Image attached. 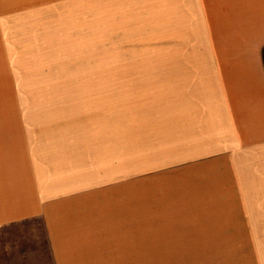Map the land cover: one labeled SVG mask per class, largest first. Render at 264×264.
Instances as JSON below:
<instances>
[{
	"label": "rangeland",
	"instance_id": "obj_1",
	"mask_svg": "<svg viewBox=\"0 0 264 264\" xmlns=\"http://www.w3.org/2000/svg\"><path fill=\"white\" fill-rule=\"evenodd\" d=\"M24 1L0 11L19 55L15 73L1 68L0 131L31 134L32 157L46 148L69 195L109 198L97 228L115 232L123 212L111 263L264 264V138L248 137L264 132L234 140L200 122L201 44L172 25L185 12L170 0ZM22 224L0 230V264H55L45 220Z\"/></svg>",
	"mask_w": 264,
	"mask_h": 264
},
{
	"label": "crops",
	"instance_id": "obj_2",
	"mask_svg": "<svg viewBox=\"0 0 264 264\" xmlns=\"http://www.w3.org/2000/svg\"><path fill=\"white\" fill-rule=\"evenodd\" d=\"M24 2L0 0V11L19 10ZM170 5L174 17L183 10L189 20L187 24L173 21L174 36L177 26H182L178 35L183 39L178 41H188L190 36L191 43L201 44L191 56L200 63L191 75V85L198 88L192 99L207 110L200 122L210 123L208 130L228 131L226 137L234 140L246 137L245 132H264V0H170ZM2 18L0 72L3 68L12 74L11 63L15 65L19 56L17 39L3 26ZM27 135L31 134L0 131V230L39 218L45 220L50 234L55 264H98L97 258L112 264L113 258L123 259V212L114 213L119 229L113 234L97 228L106 216L97 213L95 205L107 204L109 198H97L95 191L69 195L73 181L63 179L64 167L48 166L44 147L32 157ZM250 136L264 138V134Z\"/></svg>",
	"mask_w": 264,
	"mask_h": 264
}]
</instances>
